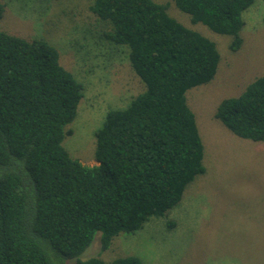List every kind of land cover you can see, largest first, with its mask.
Returning <instances> with one entry per match:
<instances>
[{"label": "trees", "instance_id": "trees-1", "mask_svg": "<svg viewBox=\"0 0 264 264\" xmlns=\"http://www.w3.org/2000/svg\"><path fill=\"white\" fill-rule=\"evenodd\" d=\"M256 0H174L214 33L243 45V14ZM154 0H92L103 41L127 50L145 89L112 109L95 132L97 166L63 145L84 86L42 39L0 31V264H144L135 256L105 262L80 256L100 234L106 251L120 233L166 218L204 174V147L187 92L208 84L221 55ZM5 5L0 0V18ZM234 135L264 142V75L217 106ZM175 221L167 220L172 228Z\"/></svg>", "mask_w": 264, "mask_h": 264}, {"label": "rangeland", "instance_id": "rangeland-1", "mask_svg": "<svg viewBox=\"0 0 264 264\" xmlns=\"http://www.w3.org/2000/svg\"><path fill=\"white\" fill-rule=\"evenodd\" d=\"M0 31L54 46L61 65L83 84L84 96L71 132L63 142L70 156L86 166L94 159L96 130L106 113L126 107L145 89L127 50L103 41L106 26L94 15L92 0H1ZM169 14L217 45L221 61L215 78L187 92L204 147L205 172L185 189L166 218L154 217L133 234L120 233L101 250L100 234L80 256L111 262L135 256L144 264H264V142L240 138L215 113L219 103L239 96L264 75V0L244 12L243 45L229 48L231 37L194 24L174 0ZM167 220L175 221L170 228ZM66 264H76L67 260Z\"/></svg>", "mask_w": 264, "mask_h": 264}]
</instances>
